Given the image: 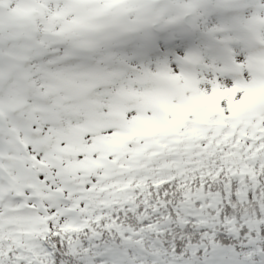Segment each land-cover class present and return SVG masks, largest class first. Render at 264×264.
I'll return each mask as SVG.
<instances>
[{
  "label": "snow or ice",
  "instance_id": "6c2138e0",
  "mask_svg": "<svg viewBox=\"0 0 264 264\" xmlns=\"http://www.w3.org/2000/svg\"><path fill=\"white\" fill-rule=\"evenodd\" d=\"M0 264H264V0H0Z\"/></svg>",
  "mask_w": 264,
  "mask_h": 264
}]
</instances>
